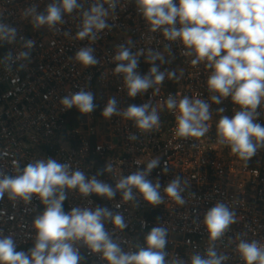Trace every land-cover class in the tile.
<instances>
[{
    "label": "built area",
    "instance_id": "1",
    "mask_svg": "<svg viewBox=\"0 0 264 264\" xmlns=\"http://www.w3.org/2000/svg\"><path fill=\"white\" fill-rule=\"evenodd\" d=\"M52 2L0 0V25L15 29L11 40L0 39V170L15 175L13 160L23 168L33 160L52 158L87 177L96 176L114 189L120 178L146 171V179L160 184L163 200L158 205L149 204L135 188L134 199L129 201L123 199L121 190H116L112 199L66 190L63 209L69 213L76 207H100L121 214L124 229H116L110 220L104 224L125 252L147 247L151 229L163 227L167 230L166 264L173 260L191 264V257L197 254L207 258L209 247L217 256L226 257L222 264H245L237 249L241 240H255L264 246V148L245 162L218 142L216 131L220 117L231 118L239 106L231 97L222 98L220 104L211 100L215 93L207 86L211 70L206 62L192 65L195 56L185 55L187 49L179 39L169 41L162 30L152 32L135 0H115V9H109L105 18L109 27L97 32L95 40L78 39L77 33L82 28V11L102 0H78L83 7L64 14L62 23L36 27L33 15H26V10L35 7V14L45 13ZM120 46L139 54L135 71L141 76L148 75L153 64L165 72L163 83L129 97L124 75L114 71L120 63L114 59ZM86 47L93 49L97 64L84 66L76 60V53ZM149 52L159 53L162 60L150 61ZM169 72L175 76L169 78ZM81 90L93 94L96 107L90 113L61 103ZM169 96L177 101L184 96L200 98L210 105L211 119L203 137L175 135L177 113L166 107ZM112 98L120 114L105 118L103 110ZM146 103L149 112L157 110L160 122L142 131L122 113L130 105ZM220 108L224 112H219ZM257 112L255 122L264 125V102ZM132 136L135 139H130ZM152 159L159 163L148 172L147 163ZM109 165L111 170H107ZM176 178L180 179L184 204H177L164 191ZM216 203L226 204L234 212L235 222L211 241L204 217ZM44 209L35 195L25 203L9 200L5 194L0 199V238L11 236L16 251L29 252L37 234L34 219ZM74 246L83 258L80 264H107L102 253H92L82 241Z\"/></svg>",
    "mask_w": 264,
    "mask_h": 264
},
{
    "label": "clouds",
    "instance_id": "2",
    "mask_svg": "<svg viewBox=\"0 0 264 264\" xmlns=\"http://www.w3.org/2000/svg\"><path fill=\"white\" fill-rule=\"evenodd\" d=\"M135 3L152 32L162 30L167 40L179 39L187 49L185 55L195 56L191 60L192 65L206 62V68L211 70L207 86L210 92L215 93L211 96L214 103L220 104L222 98L231 97L233 104L239 106L231 118L226 115L220 117L216 131L218 142L229 146L232 154L247 162L258 149L264 148V125L255 122L259 116L257 109L264 102V0H178V3L176 0H135ZM82 7L78 0H53L45 13L35 14V7H31L25 14L33 15L36 27H52L63 22L64 14H71ZM115 7V0H102L82 11V28L77 38L95 40L97 32L109 27L105 18L109 9ZM14 34V28L0 25V39L11 40ZM31 45L29 41L28 47ZM138 55L120 46L114 57L120 62L114 71L124 75L129 97H136L153 84H162L165 79V72L159 71L154 64L148 75L138 74L135 71ZM75 58L84 66L98 62L90 47L80 49ZM157 59L162 60L159 53L153 55L149 52L150 61ZM168 76L172 78L175 73L169 72ZM93 101L91 92L81 90L64 97L61 103L65 108L75 106L81 113H90L96 107ZM166 107L177 113L176 136L200 138L208 132L207 121L211 119V112L210 105L204 100L184 96L177 101L169 96ZM218 111L224 112V109ZM102 114L105 118L120 114L115 98L108 101ZM122 115L134 120L142 131H149L160 122L157 110L153 108L149 112L147 103L130 105ZM158 163L155 159L150 160L147 163L148 172ZM12 168L15 175L0 170V199L7 194L9 200L20 199L28 203L35 195L45 209L34 219L37 234L35 245L29 252L16 251L11 236L0 238V264H80L83 258L74 246L80 241L92 253H102L107 264H166L165 228L153 227L146 236L147 247L125 252L106 231L104 224L105 220H110L116 229H124L126 224L121 214L114 215L107 208L100 207L95 210L76 207L69 213L63 209L66 190H78L84 196L95 193L109 199L115 196L116 190H121L123 199L129 201L134 199L135 188L149 204L158 205L163 200L159 192L160 184L153 185L146 179V171L120 178L114 189L96 176L87 177L83 171H73L70 164L59 163L52 158L33 160L23 168L13 160ZM107 170H111V165ZM164 191L177 204H184L179 178L170 182ZM234 222V212L224 203H216L204 217L211 241L219 239ZM237 249L245 264H264V246L257 241L241 240ZM225 259L209 247L207 258L193 255L191 264H222ZM171 264H184V261L173 260Z\"/></svg>",
    "mask_w": 264,
    "mask_h": 264
}]
</instances>
